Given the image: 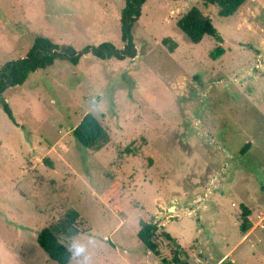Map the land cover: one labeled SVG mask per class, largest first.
<instances>
[{
    "label": "rangeland",
    "instance_id": "obj_1",
    "mask_svg": "<svg viewBox=\"0 0 264 264\" xmlns=\"http://www.w3.org/2000/svg\"><path fill=\"white\" fill-rule=\"evenodd\" d=\"M124 4L0 0V70L37 35L78 50L123 48ZM191 6L221 43H194L178 29ZM132 35L134 58L56 60L3 94L15 121L0 104V264H57L37 232L71 209L79 233L58 236L85 243L86 264H162L138 238L142 221L158 223L161 257L179 244L188 264H264V0L227 17L203 0H147ZM219 45L223 55L211 58ZM87 113L110 137L97 149L72 134Z\"/></svg>",
    "mask_w": 264,
    "mask_h": 264
},
{
    "label": "trees",
    "instance_id": "obj_2",
    "mask_svg": "<svg viewBox=\"0 0 264 264\" xmlns=\"http://www.w3.org/2000/svg\"><path fill=\"white\" fill-rule=\"evenodd\" d=\"M147 0H125L124 7L120 12V32L121 39L124 42L123 48H117L112 42L105 41L99 45H86L78 50L70 44H59L52 38L37 35L28 53L24 57L7 62L0 70V104L3 106L8 116L14 120L11 109L2 96L5 91L12 86L22 85L28 77L40 70L52 66L56 60H67L71 64L79 63L81 57L91 52L99 58L115 57L118 60L134 58L136 56V44L133 40L132 27L135 20L140 15L142 6ZM247 0H203L205 5H216L218 13L221 16H230L238 11V9ZM178 29L192 42H200L205 35H210L219 43L222 42L220 32L214 27L210 17H207L198 7L191 6L186 13L179 18L176 23ZM163 43L174 51L177 47L175 41L164 38ZM222 46H217L210 53V57L217 59L224 53ZM72 134L78 145L84 148H100L109 141V134L101 122L92 114L87 113L82 120L72 129ZM247 143L243 152L249 147ZM242 208L241 231L246 233L251 228L249 220L250 210L244 204ZM79 213L74 209L69 210L63 219L57 222V225L44 227L37 232V242L40 247L47 253L51 260L57 264H68L72 258L66 250L58 233L65 237H73L79 233L77 226ZM159 225L157 222L142 221L138 230V238L147 251L157 256L162 264H188L181 257L185 253L179 244L172 250L170 258L161 257L159 242L157 241ZM162 236L175 243L174 237L167 231L162 232Z\"/></svg>",
    "mask_w": 264,
    "mask_h": 264
},
{
    "label": "clouds",
    "instance_id": "obj_3",
    "mask_svg": "<svg viewBox=\"0 0 264 264\" xmlns=\"http://www.w3.org/2000/svg\"><path fill=\"white\" fill-rule=\"evenodd\" d=\"M70 258H75L86 264L88 260L86 244L78 240H70L66 245Z\"/></svg>",
    "mask_w": 264,
    "mask_h": 264
}]
</instances>
